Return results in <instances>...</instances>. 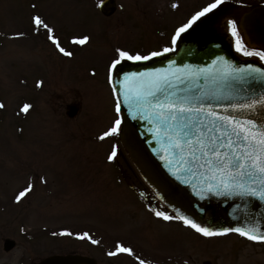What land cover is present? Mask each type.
<instances>
[{
  "label": "rangeland",
  "instance_id": "374dc122",
  "mask_svg": "<svg viewBox=\"0 0 264 264\" xmlns=\"http://www.w3.org/2000/svg\"><path fill=\"white\" fill-rule=\"evenodd\" d=\"M99 1L0 0V262L14 260L24 244L32 254L34 241L23 231L46 238L49 232L93 227L129 242L137 239L154 257L182 243L185 264H264V242L236 232L212 237L197 232L142 178L120 134L99 139L120 119L109 58L117 49L149 55L172 48L176 30L215 0H116L108 16L98 9ZM226 1L228 10L240 13L261 0ZM36 16L72 56L49 40L47 28L34 24ZM71 34L89 40L70 45ZM244 39L250 40L248 34ZM240 48L241 57L260 60L254 53L259 48ZM21 102L31 107L21 111ZM70 104L77 107L73 116L67 115ZM156 212L177 218L165 220ZM6 236L17 240L8 251L2 247ZM126 258L122 264L137 260Z\"/></svg>",
  "mask_w": 264,
  "mask_h": 264
},
{
  "label": "water",
  "instance_id": "95a60500",
  "mask_svg": "<svg viewBox=\"0 0 264 264\" xmlns=\"http://www.w3.org/2000/svg\"><path fill=\"white\" fill-rule=\"evenodd\" d=\"M228 2L225 0L182 33L173 51L162 50V55L143 61L121 58L122 62L113 69L111 85L121 102L122 144L159 199L179 217L214 232L238 228L259 236L264 234V197L247 194V190L264 187V173L249 169L251 177L246 174L233 181L225 179L215 163L212 171L208 165L201 168L204 158L192 162L187 148L181 151L173 146L171 126L177 121L164 119L170 116L174 103L203 106L202 112L184 113V117L199 116L206 122L216 119L230 133L233 129L239 133L232 135L236 142L245 136L255 144L264 141V103H258L264 97V62L241 57L218 22L223 14H237L249 42L264 53V2L242 6L240 13L228 10ZM98 9L111 15L117 9V1L100 0ZM76 110V105L70 104L67 115L73 116ZM261 158L264 153L256 156L257 160ZM229 170L235 175L236 169L229 166ZM13 245L14 239H4V249ZM86 261L77 253H53L29 264Z\"/></svg>",
  "mask_w": 264,
  "mask_h": 264
},
{
  "label": "snow or ice",
  "instance_id": "6c2138e0",
  "mask_svg": "<svg viewBox=\"0 0 264 264\" xmlns=\"http://www.w3.org/2000/svg\"><path fill=\"white\" fill-rule=\"evenodd\" d=\"M224 0H215L214 3H210L205 7L203 10L197 12L192 18L184 24L182 27L176 30L175 35L172 38V43L176 44L178 38L188 30L196 21L200 18L205 16L206 14L210 13L214 10L218 5L222 4ZM175 7V5H173ZM34 24L37 26H43L47 28L49 33V40L56 44L58 50L66 55L72 56L71 52L65 51L62 47L59 46V41L53 38V29L48 27L44 24L43 20L36 16L33 18ZM231 23V22H230ZM235 35V33H234ZM89 40V37L84 36L82 39L73 40V43H79L81 45L85 44ZM118 53V57L112 61V64L109 67V79L111 82L112 72L113 69L116 68L121 62L122 59H128L132 61H143L148 60L153 57L162 55L163 53H167L173 51L172 48H165L163 53L161 52H152L150 55H140V54H130L128 51H122L120 49L116 50ZM247 55H251V53H245ZM262 59H264V54H262ZM237 71H243V69H237ZM39 86V85H38ZM150 95H154V93H150ZM159 103V101H158ZM258 103H264V97L261 98ZM4 105L0 103V109H2ZM31 106L25 104L21 111H25L29 109ZM162 107V105H161ZM248 107H252L249 105ZM170 116H164V113L161 112L160 115L164 116L165 120H174L177 121L175 125H172L173 131V138L175 140L174 147L181 151L187 148L192 162H199L201 158H204V163L200 164V167L203 168L205 165L209 166V171H212L211 166L215 163L216 167L219 171L224 174L225 179L235 180L237 176L243 177L244 175H248L251 177L253 173L249 171V169H257L260 173H264V158L260 160L256 159L258 153H264V141H261L260 144H255L249 137L245 136L239 142L233 141L232 135L239 133L235 132L233 129V133H230L226 130L224 126L217 123V120L214 119L212 121L206 122L199 116H188L187 118L184 117V113H199L203 111V106L196 108V107H184L182 104H173L169 109ZM116 112L119 116L121 113V102L117 101L116 104ZM180 114L179 116L177 114ZM209 115L215 116V113H209ZM219 120H226L229 118L225 117H217ZM122 125L121 119H116L114 121L113 127H111L107 132L99 137V139L103 140L105 137L112 135V134H119L121 130L120 126ZM247 141V143H245ZM241 144H243V149H241ZM231 150V152L229 151ZM199 152L200 155L198 156L196 153ZM116 155V149L113 148L112 153L108 156L109 161H111L114 156ZM229 166L231 168L236 169L235 175H232L231 171L229 170ZM213 180L216 179V176L213 175L211 177ZM261 183L264 184V179L261 180ZM226 187H230V185H226ZM31 190V185L29 188L26 189L24 192H21L17 197V201H20L22 197L25 196L26 192ZM247 194L250 195H259L264 197V187L257 189H248ZM156 216L162 217L165 220H172L176 219L177 217L165 215L162 212H156ZM181 221H183L186 225H190L193 229L197 232L203 234L206 237H212L217 235H225L229 232H237L242 236L250 240H259L264 242V234H260L259 236L256 235L254 232H248L244 229L232 228V229H224L220 232H214L208 228L201 227L200 225L194 223L192 220L187 219L183 216L178 217ZM64 233H61L63 235ZM70 235V233H69ZM87 233H84V236H87ZM92 243H97L95 240ZM117 249L121 252L131 253L132 250L130 248H124L121 245H117ZM116 252H110L109 255H116ZM140 264H144V261H141Z\"/></svg>",
  "mask_w": 264,
  "mask_h": 264
},
{
  "label": "flooded vegetation",
  "instance_id": "af4514ba",
  "mask_svg": "<svg viewBox=\"0 0 264 264\" xmlns=\"http://www.w3.org/2000/svg\"><path fill=\"white\" fill-rule=\"evenodd\" d=\"M259 2H264V0ZM222 11H224V7ZM222 16L218 20L219 25L221 26L227 38L232 42L236 50H242V48H240L241 43L249 47H255L249 42V40H245L242 36L244 35L246 37L247 32L242 27H240L239 22L237 25L239 27L240 34L235 33L232 29L228 28V22L226 20H222ZM254 53L260 58V60L264 61V59H262V54L264 53L259 51H254ZM92 228L88 227L87 231L73 230L49 232L45 233L48 235L46 238L42 237V235H44L42 232L23 231V235H26L25 238L34 241V249L32 254L29 251L31 246L27 248L29 244L27 246L24 244V246H22L21 252L14 260H3L0 262V264H29L53 253H77L87 258L86 263L83 264H122V260L127 259L126 257L129 256H131L133 259H137L134 264H140L141 261H144V264H185V262L182 260L185 253L184 245H182V243L174 251H170L165 254H160L158 252L160 256L154 257L145 253V250L148 248L137 239H134L136 241L131 240L132 242H129L126 239L116 236L115 233L98 232L92 230ZM61 233L64 234L61 235ZM84 233H87L88 235L84 236ZM6 237H4V239ZM242 237L246 238L245 236ZM4 239L2 240V247ZM93 240H95L97 243H92ZM16 242L17 240L14 239V245ZM118 244L124 248H130L132 252L125 253L119 251L117 249ZM4 250L8 251L9 249ZM43 250H48L49 252L46 254H41ZM110 252H116L117 254L109 255ZM163 256L167 257V259L162 260L161 257Z\"/></svg>",
  "mask_w": 264,
  "mask_h": 264
},
{
  "label": "trees",
  "instance_id": "16d2710c",
  "mask_svg": "<svg viewBox=\"0 0 264 264\" xmlns=\"http://www.w3.org/2000/svg\"><path fill=\"white\" fill-rule=\"evenodd\" d=\"M229 14V13H228ZM231 15H233V16H229V17H227L226 18V21L228 22V28H230V29H232L235 33H238V34H240L237 30L239 29V27H238V25H237V21H238V16L236 15V14H231ZM231 22V23H230ZM235 22H236V25H235ZM83 33V32H82ZM82 36V35H81ZM243 37H245L244 35H242ZM242 37V38H243ZM77 40V35H73V34H71L70 36H69V43H70V45H77L78 43H73L72 41L73 40ZM59 45H60V43H59ZM241 46L243 47V46H246V45H243L242 43H241ZM248 50H250V49H248ZM240 52H242V51H240ZM118 55V54H117ZM115 56V57H110L109 58V60L106 62V64L108 65V64H110V63H112V61L113 60H115V59H117V58H119L118 56ZM96 68V67H95ZM24 102H21L20 103V108L22 109L23 107H24ZM57 229V228H56Z\"/></svg>",
  "mask_w": 264,
  "mask_h": 264
}]
</instances>
